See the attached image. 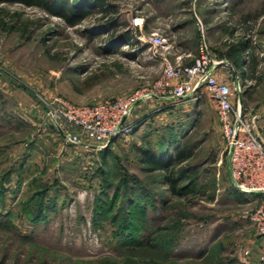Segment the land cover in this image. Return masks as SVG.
I'll return each mask as SVG.
<instances>
[{"label": "rangeland", "instance_id": "obj_1", "mask_svg": "<svg viewBox=\"0 0 264 264\" xmlns=\"http://www.w3.org/2000/svg\"><path fill=\"white\" fill-rule=\"evenodd\" d=\"M107 3L110 21L95 10L76 27L41 8L0 3V264H249L260 237L232 185L215 100L205 85L179 101L158 83L164 57L190 65L205 42L226 60L248 42L244 71L253 80H244L242 105L264 137V0ZM125 31L130 46L110 38ZM152 34L164 48L147 43ZM137 92L136 127L107 152L67 144L46 109ZM145 146L185 151L176 170L193 186L184 195L144 170L135 148ZM128 215L136 224L125 230Z\"/></svg>", "mask_w": 264, "mask_h": 264}, {"label": "built area", "instance_id": "obj_2", "mask_svg": "<svg viewBox=\"0 0 264 264\" xmlns=\"http://www.w3.org/2000/svg\"><path fill=\"white\" fill-rule=\"evenodd\" d=\"M135 25L140 22L135 20ZM147 43L162 49L165 40L152 34ZM162 66L158 87L170 98L189 99L202 85L211 93L229 152L232 185L248 199L245 216L259 237L264 238V137L257 128L256 119L250 117L242 105L245 77L236 76L230 61L213 58L205 42L200 45L198 57L192 64L176 65L164 57ZM143 98L144 94L137 92L127 99L103 101L93 106L59 100L55 108L48 106L46 109L67 144L90 141L105 149L112 137L118 139L132 134V109Z\"/></svg>", "mask_w": 264, "mask_h": 264}, {"label": "trees", "instance_id": "obj_3", "mask_svg": "<svg viewBox=\"0 0 264 264\" xmlns=\"http://www.w3.org/2000/svg\"><path fill=\"white\" fill-rule=\"evenodd\" d=\"M0 3H18L27 7L41 8L50 15L60 17L71 27L81 25L95 10H101L106 15L108 21L111 20L109 18L111 7L108 5L107 0H0ZM110 38L119 40L124 46H130L133 39L130 31L112 34ZM249 47L248 42L234 45L227 52L226 57L233 65L236 76H243L245 79L249 78L253 80L252 77H247L244 71L247 68L245 67V53L249 50ZM257 80L261 81L262 79ZM167 148H169L167 155L166 153L159 154L152 146L136 147L135 151L139 155V161L143 165L144 170L147 173H162L164 175V184L169 187L171 193L174 196L181 197L182 194L184 195L183 191H186V189L193 185H189V187L182 186L185 173L184 171L178 172L176 168L185 164L189 160V157L185 155V151L180 150L174 155H169L173 147L170 148L168 146ZM107 149L104 151L107 152ZM113 209L112 203L111 207L104 212L105 215L109 216L113 214ZM146 212V209L142 208L141 213L146 215ZM44 213L43 211L40 212L37 216L38 221L42 219ZM126 218L127 220L124 224L125 230L135 228L136 222L133 215H128ZM112 221L115 222L116 218L114 217ZM140 245L142 246V243Z\"/></svg>", "mask_w": 264, "mask_h": 264}, {"label": "crops", "instance_id": "obj_4", "mask_svg": "<svg viewBox=\"0 0 264 264\" xmlns=\"http://www.w3.org/2000/svg\"><path fill=\"white\" fill-rule=\"evenodd\" d=\"M227 60V59H226ZM238 77V76H237ZM134 114V113H133ZM131 123L136 127V116L131 115ZM230 174V173H229ZM249 264H264V238L260 237L254 244V252L249 257Z\"/></svg>", "mask_w": 264, "mask_h": 264}, {"label": "water", "instance_id": "obj_5", "mask_svg": "<svg viewBox=\"0 0 264 264\" xmlns=\"http://www.w3.org/2000/svg\"><path fill=\"white\" fill-rule=\"evenodd\" d=\"M114 141H115V138L112 137L105 148H109L114 143Z\"/></svg>", "mask_w": 264, "mask_h": 264}]
</instances>
